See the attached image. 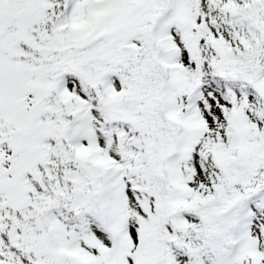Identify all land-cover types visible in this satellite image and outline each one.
<instances>
[{"label":"snow or ice","instance_id":"obj_1","mask_svg":"<svg viewBox=\"0 0 264 264\" xmlns=\"http://www.w3.org/2000/svg\"><path fill=\"white\" fill-rule=\"evenodd\" d=\"M0 264H264V0H0Z\"/></svg>","mask_w":264,"mask_h":264}]
</instances>
